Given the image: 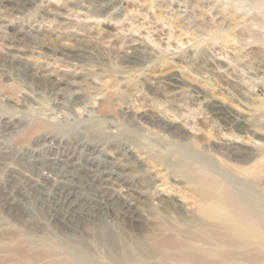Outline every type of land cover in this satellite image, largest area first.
I'll list each match as a JSON object with an SVG mask.
<instances>
[{"label":"rangeland","instance_id":"374dc122","mask_svg":"<svg viewBox=\"0 0 264 264\" xmlns=\"http://www.w3.org/2000/svg\"><path fill=\"white\" fill-rule=\"evenodd\" d=\"M98 1L107 0H0V82L7 92L14 88L18 103L0 89V264H56L71 259L72 244L89 249L98 263H110V251L97 231L105 225L117 234L126 224L118 213L110 215L117 200L99 195L109 169L91 152L90 140L136 142L147 139L149 130L186 150L182 139L154 122L165 118L183 128L190 147L222 137L239 141L212 126L191 98H169L150 85L123 82L115 69L133 65L125 52L134 45L156 56L157 73L184 67L189 76L200 77H190V82L203 84L236 109L242 103L222 86L247 88L264 107V0H109L116 7L111 12L100 10ZM20 29L27 31V40L14 42ZM191 52L201 58L198 64L186 61ZM9 53L25 60H4ZM33 64L47 67L50 80L62 76L69 85L54 90L50 81L26 76L24 67L34 72ZM201 64L223 71V81L204 73ZM42 83L43 91L38 86ZM76 92H83L82 102ZM35 117L52 119L58 126L52 132L41 126L24 140L11 139L22 127L20 119ZM47 134L48 140L36 142ZM260 138L253 139L258 144ZM168 148L175 161V150ZM56 179L63 182L58 189ZM14 199L24 205H8ZM184 205L193 208L189 201Z\"/></svg>","mask_w":264,"mask_h":264},{"label":"bare ground","instance_id":"6f19581e","mask_svg":"<svg viewBox=\"0 0 264 264\" xmlns=\"http://www.w3.org/2000/svg\"><path fill=\"white\" fill-rule=\"evenodd\" d=\"M97 6L104 12L116 9L109 0L98 1ZM27 36V31L20 29L14 36V42L22 43L27 40ZM48 49L52 50L50 47ZM125 54L129 55L126 59L133 65L119 64L121 67L115 69V74L123 82L150 85L154 91L169 98H191L212 126L221 129L222 134L236 136L239 141L222 137L190 147L185 141L183 128L165 118H155L154 122L182 139L181 145L186 150L167 137L149 130L145 135L147 139L136 142L119 141L109 143V146L105 142L107 140H90L88 143L93 148L91 152L97 153L102 167L109 169V180L102 179L98 184L99 195H110L117 200L115 206L118 208L115 211L110 207V215L115 218V213H118L126 224L125 229L117 234L112 233L105 225H101V229L97 231L105 248L110 251L109 264H264V107L257 104L247 88L243 91L239 85L233 88L222 86L227 95L242 103V108L236 109L223 97L208 93L203 84L200 86L190 82V77L194 80H200V77L198 74L189 76L184 67L174 68L167 74L157 73L156 66L153 65L157 60L156 56L144 51L139 45H134ZM187 57L186 61L194 64L201 60L197 52H191ZM4 60L16 63L25 58L9 53ZM35 65H32L34 72L29 67H24V74L30 78L36 75L42 82L50 81L51 89L54 90L69 85L62 76L50 80L49 69ZM199 66L203 68V64ZM107 67L103 66L102 71H107ZM80 69L83 70L81 67ZM203 69L207 71L204 73L223 81V71L209 67V64ZM38 86L42 91L43 88L46 89L43 83ZM0 89L7 92L1 82ZM8 90L9 101L18 104L14 88L11 86ZM76 94L78 102H82L83 92ZM20 122L22 127L15 131L16 135L11 137L12 140L18 137L24 140L41 126L51 132L58 126V123L49 118L20 119ZM48 134L37 138L36 142L48 140ZM258 135L262 139L257 144L253 138ZM151 142L163 149H156ZM103 144H107V150ZM168 146L175 150V161L169 158ZM157 166L161 170H157ZM105 175L106 171L102 176ZM55 181L58 189L63 182L60 179ZM167 191L172 194H166ZM14 200L17 203L10 201L8 205L20 208L24 205L22 201ZM186 201L191 202L193 208H186ZM70 250L71 259L60 260L56 264H102L97 262L89 249L80 244H72Z\"/></svg>","mask_w":264,"mask_h":264}]
</instances>
